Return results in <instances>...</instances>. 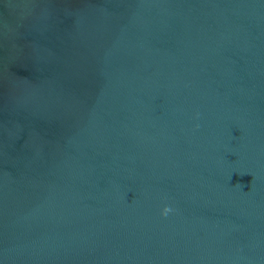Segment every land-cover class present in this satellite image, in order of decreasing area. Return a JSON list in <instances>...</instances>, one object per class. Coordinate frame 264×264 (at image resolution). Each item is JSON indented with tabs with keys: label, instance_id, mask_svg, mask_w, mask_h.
Instances as JSON below:
<instances>
[{
	"label": "water",
	"instance_id": "water-1",
	"mask_svg": "<svg viewBox=\"0 0 264 264\" xmlns=\"http://www.w3.org/2000/svg\"><path fill=\"white\" fill-rule=\"evenodd\" d=\"M0 264H264V0H0Z\"/></svg>",
	"mask_w": 264,
	"mask_h": 264
},
{
	"label": "clouds",
	"instance_id": "clouds-1",
	"mask_svg": "<svg viewBox=\"0 0 264 264\" xmlns=\"http://www.w3.org/2000/svg\"><path fill=\"white\" fill-rule=\"evenodd\" d=\"M169 211H170L169 208H164L162 211V215H167Z\"/></svg>",
	"mask_w": 264,
	"mask_h": 264
}]
</instances>
